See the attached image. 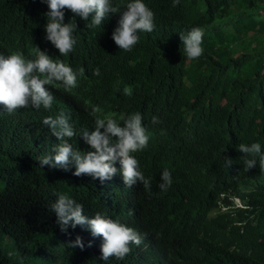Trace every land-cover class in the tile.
<instances>
[{
  "label": "trees",
  "instance_id": "trees-1",
  "mask_svg": "<svg viewBox=\"0 0 264 264\" xmlns=\"http://www.w3.org/2000/svg\"><path fill=\"white\" fill-rule=\"evenodd\" d=\"M40 1L0 0V22L23 12L41 20ZM113 1L122 6L130 0ZM143 2L154 12L155 28L140 32L130 52L119 49L104 25H82L85 34L70 62L85 73L76 88L60 95L78 103L107 95L108 114L123 102L149 104L153 142L140 160L133 155L151 178V190L138 183L121 192L107 182L75 180L74 171L41 169L39 159L60 142L41 128L43 114H0V264H21V259L23 264H122L100 261L94 246L68 247L72 238L49 211L60 193L114 220L152 227L172 252L155 264H264V178L241 169L237 152L241 143H260L264 152V0ZM193 27L204 29V53L188 60L179 33ZM42 43L36 25L0 38L3 48L22 53ZM96 68L99 76L93 74ZM125 87L131 96L124 95ZM55 102V108L65 109L61 100ZM154 116L159 123H152ZM78 126L73 128L81 134ZM164 169L173 179L166 192L158 187ZM222 195L226 201L239 196L249 208L211 220Z\"/></svg>",
  "mask_w": 264,
  "mask_h": 264
},
{
  "label": "clouds",
  "instance_id": "clouds-1",
  "mask_svg": "<svg viewBox=\"0 0 264 264\" xmlns=\"http://www.w3.org/2000/svg\"><path fill=\"white\" fill-rule=\"evenodd\" d=\"M40 2L43 7L41 20L26 17L23 12L21 17L0 22V38L36 25L41 27L43 41L30 53L10 51L0 44V114L15 116L20 111L43 114L41 128L60 142L49 147L39 159L41 169L46 167L62 175L74 171L75 180L84 182L89 178L95 185H99V181L101 184L107 182L121 192L133 190L138 183L145 190H151V178L140 171L139 161L133 155L137 154L140 160L153 142L154 136L149 130V104L143 100L137 104L123 102L120 110L108 114L105 109L107 95H89L78 103L60 94L76 88L80 76L85 73L83 67L77 69L70 62L77 39L85 34L82 25L87 23L89 29L104 25L119 49L130 52L138 44L140 32L154 31V12L143 0H130L122 6L113 0ZM179 35L183 56L197 60L203 55V28L193 27L187 34L181 32ZM93 74L99 76L100 69L96 68ZM123 93L131 96L132 90L125 87ZM54 99L61 100L65 109L55 108ZM159 122L158 117L152 118L153 124ZM78 124L82 125L81 134L73 128ZM237 152L241 169L264 178V152L260 143H241ZM231 165L232 159L226 156L225 166L230 168ZM172 183L170 171L164 169L159 189L166 192ZM239 191L249 193L244 189ZM216 206L209 215L211 220L249 208L236 195L230 196L228 201L222 195ZM49 211L55 213L60 230L72 238L69 248L84 250L94 246L97 259L100 253V261L104 263L155 264L170 259L172 252L152 227L140 228L123 219L114 220L100 211H90L63 193L58 194ZM161 222L166 223L167 217Z\"/></svg>",
  "mask_w": 264,
  "mask_h": 264
}]
</instances>
